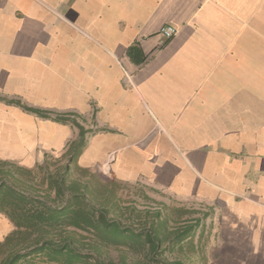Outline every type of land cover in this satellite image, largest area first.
<instances>
[{"label":"crops","instance_id":"0c3cea01","mask_svg":"<svg viewBox=\"0 0 264 264\" xmlns=\"http://www.w3.org/2000/svg\"><path fill=\"white\" fill-rule=\"evenodd\" d=\"M7 100L77 115V165L208 209L264 264V0H0V131L77 138Z\"/></svg>","mask_w":264,"mask_h":264},{"label":"trees","instance_id":"16d2710c","mask_svg":"<svg viewBox=\"0 0 264 264\" xmlns=\"http://www.w3.org/2000/svg\"><path fill=\"white\" fill-rule=\"evenodd\" d=\"M7 102L39 117L69 122L79 133L67 144L61 169L45 176L46 188L33 178L30 182L21 178L24 170L20 166L0 161V213L11 224L0 238V264H147L148 260L154 264H192L187 253L174 260L161 255L163 250L184 248L200 218L168 228L159 212L153 214L156 221H148L146 213H137L136 226L123 223L109 196L115 194L111 186L122 181H102L98 173H88V167L76 164L87 144V133L93 130L81 126L75 114L50 112L21 100ZM74 163L86 175L84 179L71 177ZM93 184L96 187H90ZM101 187L104 194L98 196Z\"/></svg>","mask_w":264,"mask_h":264},{"label":"rangeland","instance_id":"374dc122","mask_svg":"<svg viewBox=\"0 0 264 264\" xmlns=\"http://www.w3.org/2000/svg\"><path fill=\"white\" fill-rule=\"evenodd\" d=\"M15 102H17V100H15ZM150 117L153 118L152 115H150ZM49 119L51 120V118ZM24 126L25 127H21L20 131L17 132L9 130L0 131V161H8L13 163V165L20 166L24 170L20 172L21 178L26 181L29 180V182L32 181L31 179L33 178L38 186L46 188L47 183L44 179L45 176L56 171L58 172L63 163L66 162V159L59 149L53 150L54 152L51 151V155L49 152L51 148L48 146L46 147L47 143L45 144L43 136L44 134L47 135L49 132L48 125L35 122L34 127L31 126V128H29L30 125ZM6 132L9 133L6 134ZM6 135L10 136V140H1ZM59 139L60 137L57 139L56 143H58ZM69 139H73V135H71ZM78 158H81L80 155ZM76 164L74 163V165H71V177H81L84 179L86 175L75 167ZM89 172L98 173L102 181L114 180V178L106 173L104 174L97 168L94 162L91 163L88 173ZM116 182L115 185L113 184L111 186L115 194L109 195L111 199L115 201L111 205H116L113 210L118 215L120 214V219L127 225H137V213L139 215H144L146 213L148 221H156L157 218H155L153 214L159 212L160 218L168 225V228L180 226L184 220H191L193 222L195 218L200 217L202 219V222L195 227L193 238L190 237L188 240L186 239L184 248H176L168 251L163 250L161 258L167 257V259L174 260L175 258H182V255L187 253L190 254L193 259L192 264H257L259 262V259H244V256L246 257L249 253L245 250L247 237H243L242 235L240 241H245L234 243L235 235L228 233L227 230L229 229L225 228L219 217L216 219L218 220L216 224L213 225V221L210 220L208 216V214H210L208 209L197 204H187L175 200L170 201L165 196L155 193L149 188L141 187L139 184ZM90 187L94 188L96 185L93 184V186L90 185ZM102 194H104L103 187L99 188L98 196ZM117 206L124 209H118ZM134 209L135 211H133ZM121 211H123V213H120ZM216 216L217 214H215V217ZM5 218L6 217L0 213V238L7 234L11 228L10 222ZM5 223H7V225ZM217 224L218 226H216ZM219 226H222L224 229V234H220V229L216 231L218 234L215 233V228ZM246 231L247 230L244 229L245 233ZM82 234L86 235V233ZM232 246H234V249ZM114 254H116V251ZM136 255L139 257L138 254ZM154 263H156L154 260H148L147 264Z\"/></svg>","mask_w":264,"mask_h":264},{"label":"built area","instance_id":"2783aa9c","mask_svg":"<svg viewBox=\"0 0 264 264\" xmlns=\"http://www.w3.org/2000/svg\"><path fill=\"white\" fill-rule=\"evenodd\" d=\"M175 28L171 25H163L159 29V33L166 39L171 38L175 33Z\"/></svg>","mask_w":264,"mask_h":264},{"label":"bare ground","instance_id":"6f19581e","mask_svg":"<svg viewBox=\"0 0 264 264\" xmlns=\"http://www.w3.org/2000/svg\"><path fill=\"white\" fill-rule=\"evenodd\" d=\"M2 116V115H1ZM6 127H8V126H6ZM52 134V133H51ZM52 136V135H51Z\"/></svg>","mask_w":264,"mask_h":264}]
</instances>
